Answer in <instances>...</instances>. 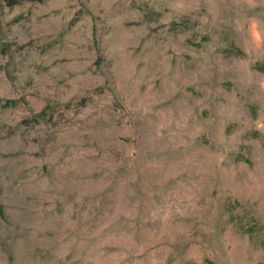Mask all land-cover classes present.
I'll use <instances>...</instances> for the list:
<instances>
[{"label": "rangeland", "instance_id": "374dc122", "mask_svg": "<svg viewBox=\"0 0 264 264\" xmlns=\"http://www.w3.org/2000/svg\"><path fill=\"white\" fill-rule=\"evenodd\" d=\"M0 264H264V0H0Z\"/></svg>", "mask_w": 264, "mask_h": 264}]
</instances>
